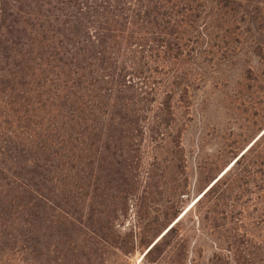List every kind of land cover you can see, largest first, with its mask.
Returning a JSON list of instances; mask_svg holds the SVG:
<instances>
[{
  "label": "trees",
  "instance_id": "trees-1",
  "mask_svg": "<svg viewBox=\"0 0 264 264\" xmlns=\"http://www.w3.org/2000/svg\"><path fill=\"white\" fill-rule=\"evenodd\" d=\"M255 3L0 0V264H187L180 206L161 201L141 145L167 134V76L208 20ZM244 238L207 264H260Z\"/></svg>",
  "mask_w": 264,
  "mask_h": 264
},
{
  "label": "rangeland",
  "instance_id": "rangeland-1",
  "mask_svg": "<svg viewBox=\"0 0 264 264\" xmlns=\"http://www.w3.org/2000/svg\"><path fill=\"white\" fill-rule=\"evenodd\" d=\"M246 8L244 16L231 11L208 20L193 57L167 76L174 92L167 134L163 140L147 134L141 145L142 170L153 169L165 185L161 201L180 206L187 264H207L218 247L245 233L250 258L264 263V3ZM171 81L180 86L173 89ZM177 132L174 154L170 139Z\"/></svg>",
  "mask_w": 264,
  "mask_h": 264
}]
</instances>
